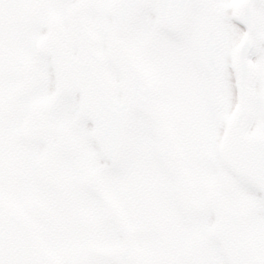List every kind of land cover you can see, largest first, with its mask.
I'll return each instance as SVG.
<instances>
[{"label": "flooded vegetation", "instance_id": "1", "mask_svg": "<svg viewBox=\"0 0 264 264\" xmlns=\"http://www.w3.org/2000/svg\"><path fill=\"white\" fill-rule=\"evenodd\" d=\"M41 22L45 29L40 10L32 20L31 11L16 7L15 0L0 5V222L5 211H20L34 224L43 248L61 264H123L127 230L136 264H226L214 231L205 223L211 208L206 194L221 187H213L216 179L205 180L218 160L212 141L208 148L201 140L193 142L185 128L179 136L181 122L164 127L190 158L185 167L196 189L197 214L184 209L178 179L158 162V139L147 136L144 126L131 130L126 155L112 166L93 138L92 125L76 115L75 101L62 105L65 99L58 94L48 103L44 92L25 87L31 41ZM157 78L150 76L152 84L165 88L163 78ZM68 112L74 120L63 122ZM34 121L40 129L48 122L46 134L28 136ZM53 145L58 153L47 184L40 167ZM198 241L204 246L190 261L187 252H194Z\"/></svg>", "mask_w": 264, "mask_h": 264}, {"label": "water", "instance_id": "2", "mask_svg": "<svg viewBox=\"0 0 264 264\" xmlns=\"http://www.w3.org/2000/svg\"><path fill=\"white\" fill-rule=\"evenodd\" d=\"M157 1L115 0L113 4L115 37L111 40L109 57L125 79L126 98L122 104L114 101L111 86L106 82L104 60L93 52L96 42L84 22L85 10L82 6L74 7L68 15L71 40L56 22L41 45V51L51 54L54 58L57 78L63 93L75 90L82 93V115L95 123V136L112 159L118 158L124 151L134 109L151 113L153 106V94L148 78L134 65L126 46L117 37L125 36L136 17L152 2ZM193 2L194 0H162L161 24L171 32H180L188 22ZM257 2L258 0H245L236 13V21L247 28L248 35L234 64L240 104L228 131L224 160L238 176L250 180L264 192V135L248 136L253 119L254 75L250 59L254 52L253 39L257 31L254 13ZM73 43L79 49L76 59L72 55ZM204 50L207 65L216 79H219L222 74L220 42L211 30L207 34ZM162 138L163 156L180 174V158L173 147V141L166 133H162ZM182 185L188 187L184 181ZM214 204L219 215L220 237L234 263L251 264L250 249L243 233L242 215L221 195L214 197ZM244 254L247 256L240 261ZM0 264L57 263L41 250L32 225L18 214L9 212L0 228Z\"/></svg>", "mask_w": 264, "mask_h": 264}, {"label": "rangeland", "instance_id": "3", "mask_svg": "<svg viewBox=\"0 0 264 264\" xmlns=\"http://www.w3.org/2000/svg\"><path fill=\"white\" fill-rule=\"evenodd\" d=\"M15 0L16 7L33 12L41 11L45 15L47 30L50 21L58 18L66 22V12L69 4L63 0ZM88 8V23L98 39L97 50L107 56L109 41L112 34V19L110 8L113 0H82ZM241 0H196L192 19L187 30L180 35L165 32L159 25L157 10L153 8L140 16L132 27L126 42L136 57L138 63L144 67L149 76H161L165 79V88H156V116L164 121H178L181 132L183 128L190 134L201 137L208 135L206 127L217 125L219 137L224 135L229 122L238 105L236 79L233 71L235 52L245 37V29L234 21V10ZM4 1H0V5ZM259 34L256 37V53L253 58L255 67V118L251 133L264 130V0L258 9ZM210 16L216 24L223 41L222 59L224 75L221 82L222 97L226 105V115L220 117L214 106V92L210 75L205 66L201 44L203 42L204 17ZM207 25V24H206ZM205 25V26H206ZM41 38L44 33L41 30ZM36 42H33L34 45ZM32 53L33 48H32ZM45 74L39 72L38 63L32 64V72L36 76H47L46 82H51L54 72L51 61L47 58ZM107 72L114 81H119V74L108 62ZM42 74V75H41ZM196 78L193 87L191 84ZM42 79V77H41ZM50 80V81H49ZM201 82V83H200ZM204 86L201 93L200 89ZM199 89V91H198ZM146 119L136 115L134 126L138 130ZM226 121V123H225ZM208 123V124H207ZM204 129V133L203 130ZM144 130V129H143ZM223 177H227L225 166L220 165ZM232 199L242 207L247 215V235L253 245L256 262H264V198L247 183L236 182Z\"/></svg>", "mask_w": 264, "mask_h": 264}]
</instances>
